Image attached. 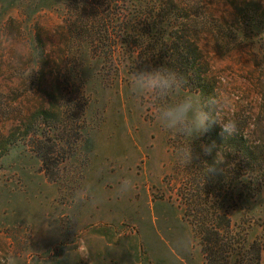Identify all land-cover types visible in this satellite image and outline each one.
I'll use <instances>...</instances> for the list:
<instances>
[{"label":"rangeland","instance_id":"rangeland-1","mask_svg":"<svg viewBox=\"0 0 264 264\" xmlns=\"http://www.w3.org/2000/svg\"><path fill=\"white\" fill-rule=\"evenodd\" d=\"M159 1L0 0V30L7 26L32 45L21 70L0 58V264H205L187 205L203 188L207 131L190 141L164 130L155 119L159 101L137 97L129 85L133 71L150 67L130 59L132 52L148 46L144 56L152 49L161 58L169 46L138 35L174 36V24L191 27L200 62L215 90L230 98L228 115L238 126L215 160L206 155L210 172L238 176L222 182L218 203L244 236L228 263L244 264L254 241L264 248V10L245 24L224 0H163L167 8L158 10ZM113 46L120 57L111 60ZM186 88L212 96L188 80ZM188 94L177 91L167 102ZM244 130L252 134L247 154L233 141ZM213 132L220 135L219 125ZM189 143L193 159L185 167L177 150ZM122 177L133 178L134 188L117 197ZM87 184L102 203H73ZM184 235L192 249L177 256Z\"/></svg>","mask_w":264,"mask_h":264},{"label":"trees","instance_id":"trees-1","mask_svg":"<svg viewBox=\"0 0 264 264\" xmlns=\"http://www.w3.org/2000/svg\"><path fill=\"white\" fill-rule=\"evenodd\" d=\"M223 2H225L229 7L235 9L238 13L236 18L242 20L245 24H251L255 19H262V12L260 11L264 10V0H224ZM164 5L165 3L163 0H160L157 6L158 10L161 9V7L167 8ZM174 8H177V6H174ZM81 9L82 11L79 10L80 13L85 14L87 11L85 6L83 8L81 7ZM82 18L83 20L84 18L86 20L88 19V16L82 15L81 20ZM164 18L165 17L163 16V23L165 24L168 19L167 17L165 19ZM223 19L225 20V18H222V21L218 20V23L225 24L226 21ZM83 23L89 22L85 21ZM94 24H96V22H93V25ZM188 28L191 27L184 24L176 27L174 24V27L171 28L175 30L174 36H172L171 33L165 35L164 32H151L145 29L144 32H141L138 35V38L147 40L150 44L153 43V41L160 42L157 41V38L160 40L162 39V43H165L166 46L169 44L167 48H162L165 56H162L161 58L156 57V55H153V53L156 54L155 50L153 51L152 49H149L148 57L144 56L142 51L145 52L147 50V46L140 48L142 49L140 50V54H136L137 52H132L130 59L134 61L137 59V56H139L140 59L143 58L145 65H149L150 67L153 65L154 67H159L161 65L170 67L182 74L186 80L198 85L199 88L195 90H199L201 93L210 90L209 94L214 95L216 91L214 84H211V81L208 78V73L205 69V65L200 62L198 56L200 55V48L198 45L194 44L197 40H193L191 31ZM105 33L108 34V31H105ZM126 46L128 47V50L133 51L130 44ZM118 53L119 49L117 46H113L107 49L106 57L112 60L115 57H120V53ZM123 54H127L126 48H124ZM61 114L62 113L59 115ZM63 129L64 130L59 132L66 133V129ZM209 131H212V126L208 128L205 135L207 137L204 140L205 157L204 161L202 162L203 170L199 174V180H201V185L203 188H201L200 192H197L194 197L189 199V203L187 205V207H189V211L191 212V216H189L191 217V220L189 223L193 230L194 236L199 239V244L201 246L205 264H229L228 261L234 255L235 251L243 249L241 248V243L235 242L236 238L242 240L244 239V236H240V234H235L233 232L230 219L227 217L226 213L220 212L218 203L221 199V193H223L224 190V187L221 186L222 182L224 180L232 182L234 179H237L238 176H235L233 173L230 175L229 172L223 175L222 172L209 171V169L213 167V159H210L208 163V158L206 155H211L215 160V155L219 152V150L220 153H222L221 151H223L222 147L224 144L221 141L223 139L221 135H217L215 132L210 134ZM261 136L262 139H264V129ZM237 139H239L238 143L241 144V149L244 147L243 152L245 154H247L248 150H252L253 143L252 134L250 131L244 130V132H242L238 138H234L233 141ZM61 141H63L62 138ZM53 145H56V143ZM245 145L248 146V150ZM237 151L239 152L240 148ZM42 160L43 166H45L46 162L44 159H41V161ZM213 173H215V178ZM233 245L235 247H233ZM263 250L264 248L260 241L252 242L246 250V255L243 256V263L260 264V255Z\"/></svg>","mask_w":264,"mask_h":264},{"label":"clouds","instance_id":"clouds-1","mask_svg":"<svg viewBox=\"0 0 264 264\" xmlns=\"http://www.w3.org/2000/svg\"><path fill=\"white\" fill-rule=\"evenodd\" d=\"M31 53L32 45L27 40L21 39L14 31H9L7 26L0 30V58L13 68L23 69ZM32 73L33 71L29 70L24 74L30 77ZM186 84L187 80L182 74L165 65L133 71L129 81L130 90L134 95L149 101H159L155 106V119L166 131L189 137L190 141L195 135L206 132L212 125H219V134L225 139L238 132L237 122L228 115L231 100L227 95L215 91L214 95L203 99L199 94L188 90ZM180 90H187L189 94L174 103H168L167 98ZM177 156L179 163L185 167L189 165L193 159L191 144L180 147ZM133 188V178H118L115 195L124 197ZM72 201L74 204L88 201L95 205L102 203L103 195L96 192L91 184H87L74 192ZM191 249L192 240L184 235L173 251L180 256L189 253ZM261 261L264 264V255Z\"/></svg>","mask_w":264,"mask_h":264}]
</instances>
